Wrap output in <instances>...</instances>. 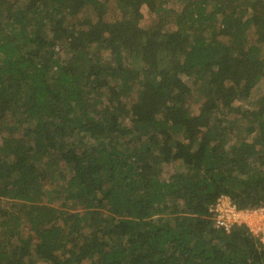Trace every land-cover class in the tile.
Segmentation results:
<instances>
[{
	"label": "trees",
	"instance_id": "obj_1",
	"mask_svg": "<svg viewBox=\"0 0 264 264\" xmlns=\"http://www.w3.org/2000/svg\"><path fill=\"white\" fill-rule=\"evenodd\" d=\"M264 0H0V264H264Z\"/></svg>",
	"mask_w": 264,
	"mask_h": 264
},
{
	"label": "built area",
	"instance_id": "obj_2",
	"mask_svg": "<svg viewBox=\"0 0 264 264\" xmlns=\"http://www.w3.org/2000/svg\"><path fill=\"white\" fill-rule=\"evenodd\" d=\"M212 212L216 227L229 231L234 224H245L264 245V221L260 222L259 220L260 217H264V208L254 211H239L229 199L221 198Z\"/></svg>",
	"mask_w": 264,
	"mask_h": 264
},
{
	"label": "rangeland",
	"instance_id": "obj_3",
	"mask_svg": "<svg viewBox=\"0 0 264 264\" xmlns=\"http://www.w3.org/2000/svg\"><path fill=\"white\" fill-rule=\"evenodd\" d=\"M264 90V81L260 84V87L259 88H257V90H256V92H261V91H263ZM263 218V219H262ZM260 217V222H263L264 221V217Z\"/></svg>",
	"mask_w": 264,
	"mask_h": 264
}]
</instances>
